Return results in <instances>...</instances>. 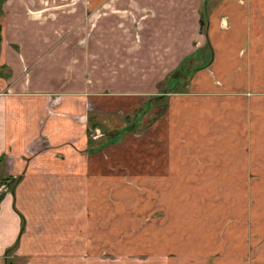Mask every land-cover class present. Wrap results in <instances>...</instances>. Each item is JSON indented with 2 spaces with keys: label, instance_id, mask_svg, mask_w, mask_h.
Segmentation results:
<instances>
[{
  "label": "crops",
  "instance_id": "1",
  "mask_svg": "<svg viewBox=\"0 0 264 264\" xmlns=\"http://www.w3.org/2000/svg\"><path fill=\"white\" fill-rule=\"evenodd\" d=\"M113 1L90 72V55L74 56L69 41L80 15L24 9L14 18L20 6L0 0V174L17 178L0 199V264L12 247L18 256L47 249L64 220L59 235L72 241L73 204L87 209L104 184L103 162L89 181V116H129L159 92L167 105L151 127L166 128L169 172L160 184L152 176V188L202 192L203 183L241 217L240 232L225 235L233 248L178 247L164 264H264V0ZM75 255L70 244L60 256L72 264Z\"/></svg>",
  "mask_w": 264,
  "mask_h": 264
},
{
  "label": "rangeland",
  "instance_id": "2",
  "mask_svg": "<svg viewBox=\"0 0 264 264\" xmlns=\"http://www.w3.org/2000/svg\"><path fill=\"white\" fill-rule=\"evenodd\" d=\"M12 1L20 6L16 9L12 5L8 11L14 18L22 15L20 10L23 12L24 9L31 15L48 8L68 9L80 15L69 34L71 52L76 57L82 53L89 54L85 69L90 72L95 70L96 67L91 65L95 60L93 57L97 56L95 53L99 52L96 49L97 35L101 36L99 21L106 8L113 9V0ZM56 31L64 32L65 29L58 28ZM195 66L194 62H189L190 69ZM177 73L176 70L170 76ZM148 98L151 104H142L129 116L122 115L124 113L119 117L89 116V150L97 151L87 154L89 181L96 179L92 173L97 172L96 165L103 162L99 176L104 178V184L101 185V193L89 192L87 209L73 204L72 241L59 235L68 228L64 220L57 224L55 234L59 238L56 242H50L47 249L35 250L34 256H18L14 247L8 252V264H66L67 257L60 255L70 249V244L78 255H75L72 264H164V256L177 251L178 247V251L184 248L204 250L218 247L216 250H228L234 247V240L226 239L225 235L228 231L234 234L240 232L238 222L241 217L239 209L236 210L238 217L229 215L228 194L210 193L203 183L200 186L202 192H165L159 186L152 188L155 184L152 179H157V184H160L159 179L169 172L162 167L163 155L168 150L166 128H162L161 123L151 127L152 121L164 113L167 100L164 92ZM174 179L182 181V178ZM239 197L233 198L238 208ZM83 212L85 222L81 218ZM227 219L233 220L232 228L226 224ZM162 242L164 248L159 250Z\"/></svg>",
  "mask_w": 264,
  "mask_h": 264
},
{
  "label": "trees",
  "instance_id": "3",
  "mask_svg": "<svg viewBox=\"0 0 264 264\" xmlns=\"http://www.w3.org/2000/svg\"><path fill=\"white\" fill-rule=\"evenodd\" d=\"M17 181V178L13 177H4L3 175L0 174V183H4L7 186V190L13 191V186L15 185V182ZM6 190V191H7ZM5 191L0 192V199L2 198L3 194ZM15 246V245H14ZM13 248V247H12ZM10 248V249H12Z\"/></svg>",
  "mask_w": 264,
  "mask_h": 264
},
{
  "label": "built area",
  "instance_id": "4",
  "mask_svg": "<svg viewBox=\"0 0 264 264\" xmlns=\"http://www.w3.org/2000/svg\"><path fill=\"white\" fill-rule=\"evenodd\" d=\"M6 189H7L6 184H4V183H0V192L4 191V190H6Z\"/></svg>",
  "mask_w": 264,
  "mask_h": 264
}]
</instances>
